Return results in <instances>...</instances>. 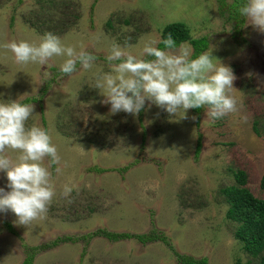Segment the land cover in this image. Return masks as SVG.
<instances>
[{
    "label": "rangeland",
    "instance_id": "obj_1",
    "mask_svg": "<svg viewBox=\"0 0 264 264\" xmlns=\"http://www.w3.org/2000/svg\"><path fill=\"white\" fill-rule=\"evenodd\" d=\"M225 3L220 9L216 0H0V45L38 43L52 33L97 57L92 69L78 63L68 76L60 72L67 57L16 64L0 47V101L36 98L25 126L46 130L60 157L49 169L56 195L43 219L21 226L10 211L0 213V264H22L25 246L33 249V264H179L175 253L208 264H256L236 240L219 190L242 171L250 192L264 199V34L245 17L230 18L233 0ZM169 22L206 38L205 51L233 69L235 112L212 119L202 109L198 119L189 109L187 118L170 117L146 101L133 117L111 115L110 105L99 103L94 76L111 72L105 57L112 45L147 58L144 43L161 40ZM6 185L0 172L8 191ZM65 185L73 189L68 196ZM97 230L157 238H83Z\"/></svg>",
    "mask_w": 264,
    "mask_h": 264
},
{
    "label": "clouds",
    "instance_id": "obj_2",
    "mask_svg": "<svg viewBox=\"0 0 264 264\" xmlns=\"http://www.w3.org/2000/svg\"><path fill=\"white\" fill-rule=\"evenodd\" d=\"M238 12L255 31L264 34V0H246ZM160 43L164 49L156 46ZM0 47L12 53L16 64L44 65L53 57H67L60 72L68 76L77 70L78 63L90 70L97 59L91 53L65 46L52 33H45L38 43L12 41ZM212 51L193 59L190 46L177 47L171 34L144 43L141 56L150 59L137 58L127 47L113 44L105 57L111 72L96 74L92 87L104 97L99 103L110 105L111 115L124 112L137 117L147 101L148 108L155 105L170 117L181 113L180 118H187L189 109L203 108L207 117L219 119L237 110L233 95L237 77L230 66L212 56ZM245 75L251 77L253 73ZM33 113L32 104L0 101V172L5 173L9 189L0 187V213L10 211L16 217L14 224L21 226L46 216L56 195L49 169L60 160L46 130L25 126ZM8 150L18 153L15 159ZM46 158L48 166L44 164ZM72 190L65 185L62 194L68 196Z\"/></svg>",
    "mask_w": 264,
    "mask_h": 264
},
{
    "label": "trees",
    "instance_id": "obj_3",
    "mask_svg": "<svg viewBox=\"0 0 264 264\" xmlns=\"http://www.w3.org/2000/svg\"><path fill=\"white\" fill-rule=\"evenodd\" d=\"M210 1V0H202ZM218 4L221 3V7H225V0H216ZM246 3V0H233L231 4V11L234 13V18H237L240 14L238 9L240 6ZM171 34L172 38L176 41L177 47L184 43H188L192 48V57L196 58L199 54L204 52L208 47V41L206 38L194 39L191 38L189 32L185 26L180 22H169L167 23L161 31V40L166 38ZM157 47L164 49L162 43L158 44ZM146 59H150L147 57ZM36 98L26 99L20 103L28 104L30 102H35ZM203 108L200 109H190L191 112L200 118ZM256 122L252 123L253 132L260 137V131L258 132ZM144 136V132L142 134ZM200 137V136H199ZM201 145L198 143L195 150V156L200 153ZM262 188H264V176L262 177ZM220 194L225 200L227 205L226 218L229 222L236 224L237 228L235 231V238L241 244V247L245 253L251 256L253 259H256V264H264V199L255 197L247 187V182L245 180V174L242 171H237L234 174V184L224 187L219 190ZM7 230L14 234L13 228L11 225L6 224ZM100 236L105 238L107 241H116V239H121L124 237H130L128 234H113L109 232H104L97 230L88 236L97 237ZM135 237L141 244L146 242H151L157 238L154 235V232H150L145 235L131 236ZM70 238H64L62 241L65 242ZM163 241L164 238H161ZM26 255L22 264H33L34 252L33 249H27L25 246ZM179 264H208L207 258H201L200 260L183 257L178 254H174Z\"/></svg>",
    "mask_w": 264,
    "mask_h": 264
}]
</instances>
